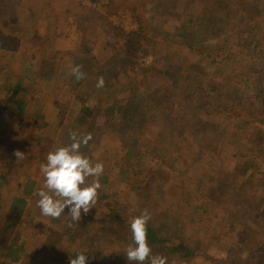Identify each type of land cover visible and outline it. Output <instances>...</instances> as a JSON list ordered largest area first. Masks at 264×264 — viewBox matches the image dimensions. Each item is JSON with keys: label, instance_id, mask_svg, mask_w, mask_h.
I'll return each mask as SVG.
<instances>
[{"label": "trees", "instance_id": "obj_1", "mask_svg": "<svg viewBox=\"0 0 264 264\" xmlns=\"http://www.w3.org/2000/svg\"><path fill=\"white\" fill-rule=\"evenodd\" d=\"M186 1L136 0L137 10H133V16L138 28L134 31H122L103 21L106 36L112 45V55L98 71L93 70L92 64L95 61L93 58L91 63L83 57L78 58L81 61L77 64L82 66L85 73V78L80 81H76L71 75L74 62L67 59L70 55L64 56V48L61 45L65 41L61 39L58 17L53 14L46 15L45 5H40L37 11H32L28 15L26 26H19L16 18L8 21L14 27L10 26L13 34L17 31L16 27H20L16 33L17 39L12 37L14 43L11 47L10 36L0 31V47L4 50L1 59L3 63L0 61L2 63L0 129L6 127L3 132L14 137L12 144L4 150L3 158L0 157V264H33L24 254L28 247L18 221L28 223L34 219L27 214L30 210L28 207H31L29 201L38 197L36 193L43 187L37 179V173L28 171L19 188L10 196L4 195L3 186L9 181L3 174L8 172L5 170L7 161L4 157L12 150V145L18 143L22 137L30 139L33 136L37 148L39 145L47 144L46 136H50L49 143L52 144L54 151L72 142L69 139L71 131L78 134L91 133L92 136L97 133L89 141L90 145H82L80 149L82 151L84 148L86 153H81L88 154V158L91 159L92 150L100 143V139L107 140L117 133L125 134L124 129L129 126L131 138L128 147H121L125 154L118 168L113 175L112 172L105 173L104 169L103 175L99 177L101 188L98 190L94 208L86 215L82 212L78 223L71 221L67 209L66 219L70 220L66 223H72L73 226L64 230L72 244L63 248L67 240L64 237L63 244L48 239L42 243L38 251H42L46 258L59 252L62 264H69L70 258L77 253H85L89 257L88 264H128L125 251L131 243V220L147 209L151 214V220L147 225V239L152 255L167 257L168 264L176 258H182L187 262L198 256L200 253L198 239L189 233L188 236L181 235L180 238L167 229V225L175 223L178 218L174 215L165 217V209L168 211L174 202L169 201L163 215L158 217L157 203L151 199L149 191L133 182V178L138 180L142 175L147 179L142 182L144 183L151 176L156 177L159 163L155 160L161 162L159 152L163 147L167 154L175 156L178 154L181 159L183 156L181 150L184 147L180 146L185 144L191 147L190 149L194 146L208 148L210 154L211 142L219 140V137L223 141L222 131L225 130L224 126L228 120H235L233 124L238 123L237 126L243 128L263 123L260 105L264 103V75L262 79H258L257 73L261 71L264 74V68L260 70L258 65L255 67L251 64L249 70L241 71L233 65L234 55L226 50L225 43L218 41L220 35L232 31L237 23V16L243 17L249 12L257 15L258 23L262 13L260 10H254L258 7L259 0H207L208 4L202 0H188V4ZM205 8L207 13L204 15H208L206 18L202 17L201 13ZM157 20H167L168 24L165 25L168 29L162 27ZM170 20L176 22L174 26ZM205 22H211L215 26L206 27L202 25ZM216 22H221L219 28ZM45 25L48 27L47 32L43 29ZM258 29L257 26L251 27L250 30L257 32ZM20 32H22L20 36L24 38L21 41ZM78 33L79 29L74 35ZM175 37L182 39L174 46L170 42L179 41ZM28 38L33 42L30 44L33 46L32 49ZM47 41H50L48 53L47 49L44 50ZM76 41L84 43V38H77ZM80 47L81 44L78 45V48ZM40 52L47 55L45 58L49 64L48 70L45 71L47 74L41 72L43 63L40 65L41 59L38 55ZM118 58L125 67L123 72H129L128 66H131L134 70L132 72L135 73L129 72L126 79L119 83L120 87L125 88L124 92L127 95L109 99V96L95 85L98 77L103 76L105 80L103 89L110 88L113 83L112 75L118 70L114 66ZM247 60L251 63L258 61L264 67V61L257 60V57H248ZM14 64L18 67L17 65L13 67ZM45 76L48 78L43 81ZM147 77H150L148 82L157 86L152 87L150 93L153 100L144 97L134 100L143 90L148 91ZM38 80L43 82L40 91H47L51 98L57 99L58 105H62L65 100L63 93L68 90L69 96L75 99L73 101L84 108L80 109L77 104L75 108L78 111L77 115L68 119L59 107L57 113L62 121L56 129H51L50 132L46 121L42 122L39 130L35 129L44 119V114L33 108L34 99H37L38 92L34 90ZM133 80L136 85L131 88L129 84ZM158 86L166 87L173 95L178 93L177 90L181 91V94L178 93L180 99L170 102L167 100L168 95L160 96L159 93L164 88ZM157 95L160 98L154 102ZM100 98L106 103L105 106L98 100ZM92 107H95V111ZM89 120H100V123L96 121L97 130L88 124ZM8 121H12L13 124L7 125ZM13 128L16 130L13 131ZM144 143H147L146 147H143ZM218 144L223 146L219 141ZM137 145H142V148H137ZM165 157L166 155H163L162 161ZM26 159L30 165L32 156L29 155ZM21 161L14 166L16 170L22 168L24 163L21 164ZM115 183L136 194V200L134 202L127 200L121 189L113 188ZM218 189L219 187L214 186L212 193H221ZM160 190L158 187L155 191L159 204L164 200L161 199ZM213 196L210 197L212 201H221ZM120 203L124 207L128 206V211H123ZM194 208L205 216L207 208L204 203L196 204ZM198 223V227L203 226V221ZM217 255L222 261L227 260L224 254Z\"/></svg>", "mask_w": 264, "mask_h": 264}, {"label": "rangeland", "instance_id": "obj_2", "mask_svg": "<svg viewBox=\"0 0 264 264\" xmlns=\"http://www.w3.org/2000/svg\"><path fill=\"white\" fill-rule=\"evenodd\" d=\"M202 1L208 4L207 0ZM186 2L188 4V0ZM255 4L257 6V2ZM40 5H45L44 13L46 15L53 14L58 17L57 23L60 26L61 39L63 38L65 41L61 47L64 48V56L70 55L67 59H71L74 62L73 67L79 64L81 60L78 58L80 57L90 63L93 58L95 60L92 64L94 71L102 69L103 64L108 62L112 55V45H110L106 36L107 32L104 29V24H102L103 21H107L109 24L126 32L134 31L138 28V23L133 16V10H137L136 0H0V31L10 36V47L14 43L12 37L17 39L16 33L20 27H16L17 31L15 29L16 32L13 34L10 26L14 27L8 21H13L16 18L19 26H26L28 25V15L32 11H37L36 9H39ZM48 7H51V9H47ZM206 10L205 8L201 12L204 18L208 16L204 15L207 13ZM254 10H260L262 13L259 16L258 23L257 15H252L249 12L243 13V17L237 16V23L232 31L229 30L218 38V41L225 43L226 50L234 55L233 65L241 71L249 70L251 64L255 67L258 65L260 70L264 68L258 61L251 63L247 60L248 57H257V60L264 61V0H259L258 7ZM157 21L162 24V27L164 26L165 29H168L166 27L168 24L167 20ZM170 21L174 26L176 22ZM220 24L221 22H216L218 28ZM202 25L207 27L214 24L205 22ZM257 26L259 27L257 32L250 30L251 27L257 28ZM43 29L47 32L48 27L45 25ZM77 29L81 33L80 37L79 33L74 35ZM21 33H19V41L24 39L20 36ZM77 38H84V43L81 41L77 42ZM175 39L179 41L172 40L170 44L175 46L180 43L182 38L175 37ZM28 41L30 46L33 42L30 38H28ZM46 43L47 46H45L44 50L47 49L48 53L50 41ZM79 44H81L80 48H78ZM30 47L32 49L33 46ZM50 47L52 48L53 46ZM88 53L90 56H87ZM3 55L4 50L0 47V61L3 59ZM38 55L41 59L40 65L43 63L41 72L44 73L49 68L48 59L45 60L47 55H43L41 52ZM15 58L19 59L18 57ZM122 64L118 58L117 64L114 65L118 70L112 75V85L105 90L101 89L106 96H109V99L127 95L124 92L125 88L120 87L119 83L126 79V75L129 72H135H132L134 70L131 66H128L129 72H123L125 67ZM16 65L14 64L13 67ZM45 74L47 73L45 72ZM257 75L258 79H262L264 74L260 71ZM46 78L48 77L45 76L42 80L45 81ZM149 78L147 77L146 80V89L148 91L143 90L141 95L134 100L140 97L150 98L152 87L155 88L157 86L148 82ZM42 84L43 82L38 80L35 85L36 90L34 91L38 93L36 94L37 99H34L33 108L43 113L44 119L39 122L35 129L39 130L42 127V122L46 121L51 132V129H56L59 122L62 121L57 113L59 107L67 115L68 119L77 115L78 111L75 110L77 104L80 109L84 107L73 101L75 99L69 96L70 92H67L68 90L63 93V99L65 100H63L62 105H58L57 99L51 98L47 91H40ZM135 85L134 80L129 84L131 88ZM158 87L164 88L159 94L162 97L168 95L169 98L167 100H170V102L174 99H180L178 93L181 94V91L177 90L178 93L173 95L166 87ZM158 97L159 95L155 96L154 102H156L155 100ZM98 100L100 101L101 98ZM101 101L104 103L103 100ZM90 104L92 105V102ZM105 105L106 103H104ZM260 106L261 117L263 118L262 124L243 128V126H237L238 123L234 125L233 121L235 120H228L224 126L225 130L222 131L223 141L220 137L219 140L217 139L223 146H219L218 141L213 140L211 142V150H209L210 154H208V148L202 149L194 146L190 149L191 147H187L185 144L180 146L181 148L184 147L181 150L183 152L181 159L178 154L177 156L167 154L165 152L166 149L163 147L162 151L159 152L161 162L155 160V162L159 163L156 177L151 176L144 183L142 182L147 179L142 175L139 176L138 180L135 177L133 178V182L140 184L142 189L149 191L151 199L157 203L158 217L163 215V210L169 201L174 202L168 211L165 209V217L168 215L178 217L175 223L167 225V229L171 233L178 235L180 238L181 235L188 236L187 233H189L199 241L200 253L195 259L185 262L182 258H176L170 264H264V103ZM92 108L95 111V107ZM96 121L100 123V120ZM96 121H88V124L94 126L95 130H97ZM9 124H13L12 121H8L7 125ZM6 129V127L0 129V157L2 158L4 150L12 144L14 139L12 134L3 132ZM13 129V131L16 130L15 128ZM130 131L131 126L124 129L125 134L117 133L111 135L107 140L100 139V143L92 150L93 155H91L90 159L92 163L102 162L104 169H106L105 173L112 172L113 175L125 154L121 147H128L129 138H131ZM96 134H93V136ZM33 139V136L30 139L20 138L18 143L12 145V150L9 154L7 153L4 157L7 161L5 170H8V172L3 174L9 180L3 186L5 187L3 191L5 196H10L19 188L28 171L33 174L37 173V179L43 184L41 189L47 191L44 188L45 180L40 171V165L46 163L47 154L53 151L52 144L49 143L50 136H46L47 144L39 145L37 148ZM146 144L144 143L143 147H146ZM88 145H90V142ZM136 147L141 149L142 145H137ZM16 150L24 153V158L21 161V164H24L18 170L14 168L19 162L14 155ZM81 152L86 153V150L82 148ZM29 155L32 156L30 165L27 164L26 159ZM83 155L88 157V154ZM163 155H166L164 161H162ZM8 160L10 163H8ZM13 170L15 173H12ZM91 181L92 178L90 177L86 182ZM214 186L219 187L218 190L223 195L217 192L213 194ZM158 187L161 188V199H164L160 201V204L155 194ZM113 188L121 189L125 195L124 197L130 202L136 200L137 195L128 188L124 189L117 183H115ZM211 195L221 201H212L210 199ZM38 199L39 197H36L29 201L31 207H28L30 210H28L27 214L34 219H31L28 223L21 220L18 221L28 247L24 254L28 261L33 264H62L59 252L53 253L50 257L47 256L49 258H46L44 257L45 254L42 251H38V249L48 239L49 241H57L59 244H63L64 239H67L63 244V248H67L72 244L64 230L66 227L69 229V223H66L70 220L66 219L68 208H65L59 219L45 217L41 215L40 209L37 207ZM200 203L206 205L205 216L201 214L200 210L194 208L196 204ZM122 210L128 211V206H123ZM151 213L155 215L154 212ZM20 217H25V215H20ZM156 220L158 221V219ZM199 221H203V226L198 227ZM49 246H51L50 243ZM217 253L219 255L224 254L227 260L222 261Z\"/></svg>", "mask_w": 264, "mask_h": 264}, {"label": "clouds", "instance_id": "obj_3", "mask_svg": "<svg viewBox=\"0 0 264 264\" xmlns=\"http://www.w3.org/2000/svg\"><path fill=\"white\" fill-rule=\"evenodd\" d=\"M71 75L76 81L83 80L85 73L81 65H75L71 69ZM96 88L103 89L105 80L98 77ZM91 133L78 134L76 131L69 133L72 141L66 146H61L50 151L46 157V163L40 165V171L44 176V188L36 193L39 197L37 207L41 215L59 219L65 208L69 209L68 216L73 223L81 220V214H88L97 203L98 190L101 188L99 177L103 175L102 162L95 164L80 151L81 146H87L92 140ZM17 160L24 158V153L14 152ZM93 178L91 183H86L88 178ZM51 193V194H50ZM151 220V214L145 209L140 215L132 218L130 223L131 243L128 245L125 256L128 264H168L167 257L152 255V249L147 239V225ZM72 227L73 224L68 225ZM89 257L85 253H77L70 258L69 264H88Z\"/></svg>", "mask_w": 264, "mask_h": 264}]
</instances>
